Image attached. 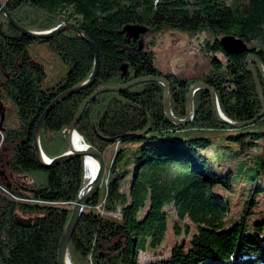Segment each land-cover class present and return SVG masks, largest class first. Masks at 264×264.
<instances>
[{
	"label": "trees",
	"instance_id": "obj_1",
	"mask_svg": "<svg viewBox=\"0 0 264 264\" xmlns=\"http://www.w3.org/2000/svg\"><path fill=\"white\" fill-rule=\"evenodd\" d=\"M0 2L28 30H50L73 20L99 49L94 84L67 97L44 121L41 145L50 159L69 150L62 128L102 85L164 77L171 84L173 114L181 119L186 117L187 94L197 82L215 87L222 112L233 121H249L262 111L246 59L253 54L264 65V0ZM128 26L142 28L138 40L129 39ZM172 30L204 35L201 58L183 72H163L156 62L154 41ZM225 35L243 39L248 50L227 53L220 43ZM147 36L152 38L145 43ZM39 44L67 68L60 81L46 88L45 64L31 55V48ZM94 63V48L74 32L35 39L20 33L0 12V108L10 101L18 119L13 126H0L1 157L7 155L0 161L6 170L0 183L8 191L0 190V264H57L62 233L87 183L85 157L44 168L36 156L33 133L49 104L85 82ZM76 130L84 143L103 152L110 174L84 207L70 240L72 264H142L138 251H155L164 240L168 226L164 207L170 203L180 219L196 226V233L188 242L176 241L169 256L161 254L144 264H264V115L242 128L222 124L209 92L201 89L194 97L192 122L177 126L166 117L163 85L144 82L97 95ZM132 142L141 144L126 193L121 179L129 171L119 173L117 163L122 143ZM10 174L26 181L14 184ZM106 191L107 214L102 215L97 205ZM18 213L29 226L18 222Z\"/></svg>",
	"mask_w": 264,
	"mask_h": 264
},
{
	"label": "water",
	"instance_id": "obj_2",
	"mask_svg": "<svg viewBox=\"0 0 264 264\" xmlns=\"http://www.w3.org/2000/svg\"><path fill=\"white\" fill-rule=\"evenodd\" d=\"M0 12L9 20V22L23 35L37 38V39H49L53 38L65 31H73L78 37L85 40L86 42L90 43L95 51V63L94 68L92 71V74L90 77L83 83H81L78 86H75L60 95H58L50 104L49 106L43 111L42 115L40 116L38 123L36 125V128L33 133V144L36 152V156L40 164L44 168H52L55 167L58 164H62L65 162H68L69 160L76 158V157H89L98 162V170L97 174L94 177L93 180H91L86 186L82 188L80 191L79 197L77 199V202L75 203V206L72 211V216L62 233L60 243H59V249L57 254V264H71L70 258H69V243L70 239L72 238L76 226L83 214L84 207L90 202L91 199H93L99 192V189L101 187V184L103 182V177L106 169V159L103 155V153L97 149L96 147L92 145L86 144V149L80 150L74 147L73 145V136L77 134L76 126L78 122L80 121L82 114L84 110L86 109L87 104L94 99L97 95L103 92L108 91H121L127 88H130L131 86H134L136 84H141L144 82H156L164 87V111L166 114L167 119L177 126H184L188 123H190L193 120L194 117V97L197 91L204 89L207 90L210 94L212 106L214 109V112L217 115L218 121L222 124L231 126L232 128H242L247 125L253 124L256 122L259 118H261L264 115V91L262 86V80H264V65L263 63L256 58L253 54L248 55L246 59V63L248 66L249 71L253 75V79L256 84L257 93L259 96V100L262 105V111L260 114H258L255 118L246 121V122H236L224 115L222 112L219 101H218V95L217 91L214 86H211L204 82H197L193 84L189 90V93L187 94V105H186V117L185 118H178L173 114L171 101H172V94H171V84L170 82L160 76L155 75H149L147 77L139 78L136 80H133L129 83H126L121 86L117 87H110V86H99L96 88L80 105V108L78 109L76 115L74 116V119L69 125H66L61 130V137L64 139L69 146L68 152L57 156L53 159H49L46 157V155L43 152L42 145H41V131L43 127V123L46 120L47 116L51 112L53 108H55L58 104L63 102L67 97L80 92L81 90H84L86 88L91 87L96 79V76L99 72V49L97 46V43L91 39L83 30L76 27L71 22H63L61 25L45 32H37L28 30L22 25H20L11 15V12L9 9L0 2ZM125 31L129 34L130 37H133L134 40H137L139 38V34L142 32V28L140 27H131L128 26L125 28ZM135 32V33H131ZM220 43L223 46L224 50L227 53L230 54H239L246 52L248 50L247 43L241 39L237 38L234 35H225L220 39ZM127 66L125 65L123 67L124 70H126ZM23 226H29L28 220L20 219L18 221Z\"/></svg>",
	"mask_w": 264,
	"mask_h": 264
},
{
	"label": "rangeland",
	"instance_id": "obj_3",
	"mask_svg": "<svg viewBox=\"0 0 264 264\" xmlns=\"http://www.w3.org/2000/svg\"><path fill=\"white\" fill-rule=\"evenodd\" d=\"M156 1H158V0H156ZM225 2L228 3L229 0H225ZM72 21H70V22L73 23ZM63 22H69V21H63ZM63 22H61L59 25H61ZM32 31H35V30H32ZM45 31H49V30H45ZM45 31H37V32H45ZM131 33H135V32H131ZM127 35L129 37V39H133V37H130L128 33H127ZM151 38H152L151 36H147L145 38L144 42L145 43L149 42ZM203 39H204L203 34L191 35L187 32H183V31H179V30H172V31H167V32L163 33L162 35L158 36L154 41L155 46H154L153 50L155 53V58H156L157 64L159 65V67L161 68V70L163 72H183V71H185L195 61H197V59L201 58L200 44L199 43L202 42ZM31 55L35 59H37V60H39L45 64L47 76L44 79L43 88H46V87H49V86L56 84L65 75V73L67 71L66 66L61 61H59L57 58L52 57L51 53L47 50V48L43 44L33 46L31 48ZM99 68H100V66H99ZM0 115L2 117V119H0V126H2L3 123H6V124L12 125V126L17 123L18 119L16 118V110L10 101L4 102L3 106L0 108ZM2 140H3V134H2V130L0 129V161H2L1 159H3V160L7 159V155H4L3 158L1 157L2 151H3ZM82 141H83V138H82ZM232 142H233L232 140L224 141L225 144H234ZM84 144L86 145V143H84ZM140 144H141V142L122 143V145L120 146L122 148L123 152H122V156H121L119 162L117 163V169H118L119 173L129 171V173H127L125 175V177L123 179H121V189L123 192H126V193L128 192L130 181L132 179L133 172H134V155H135V152L138 150V147L140 146ZM115 145L116 144L113 143L107 152L108 160H110V158H111V153H112V150H114ZM104 157H105V155H104ZM85 166H86V158H85ZM5 172H6V170L4 169L3 164L0 163V175L4 174ZM109 174H110V172H109V170L107 171V162H106V169H105V173H104V177H103V182H104L105 178H107V180H108ZM10 176H11L10 182H13L14 184L23 185L24 182L26 181L25 177H22L19 175L10 174ZM85 178L87 180V183L85 184V186H86L89 183L87 166H86ZM107 180H105V182H104L105 184H107V182H108ZM103 182L101 184L100 189L102 188ZM6 187L7 186H4L0 183V190L7 193L8 191H6L7 190ZM100 189H99V191H100ZM106 190H107V188H106ZM107 195H108V193L106 191L104 198L97 205V210L102 215L107 214L106 209H105ZM164 209L167 212V223H168L167 231H166L164 240L161 243V245H159L155 249V251L153 250V248L141 249L138 251V258L142 264L149 262L151 260H155V259L160 258L161 254H162V256H165V257L169 256L170 251H171V247L176 241H178L179 243L180 242H188L191 240L192 236L196 233V230H197L196 226L189 219H180L177 216L176 207H175L174 203L167 204L164 207ZM145 210H143L141 213H143ZM83 211H84V209H83ZM116 216H119V217L121 216V210L120 209H118V213H116ZM18 217L20 219H24V217L19 213H18ZM177 224L180 226L179 232H177ZM69 245H70V243H69ZM69 258H70V256H69ZM70 261H71V259H70ZM71 264H72V262H71Z\"/></svg>",
	"mask_w": 264,
	"mask_h": 264
},
{
	"label": "bare ground",
	"instance_id": "obj_4",
	"mask_svg": "<svg viewBox=\"0 0 264 264\" xmlns=\"http://www.w3.org/2000/svg\"><path fill=\"white\" fill-rule=\"evenodd\" d=\"M73 145L75 148L80 149V150L87 148L86 145L83 143L82 138L78 135V133L73 136ZM86 166H87L88 178L90 182L91 180L94 179V177L97 174L98 162L92 158L87 157Z\"/></svg>",
	"mask_w": 264,
	"mask_h": 264
}]
</instances>
